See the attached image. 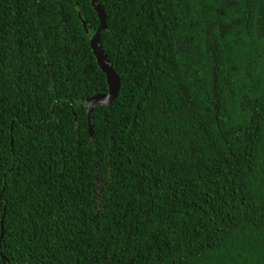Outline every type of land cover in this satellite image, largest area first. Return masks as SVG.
<instances>
[{"label": "trees", "instance_id": "16d2710c", "mask_svg": "<svg viewBox=\"0 0 264 264\" xmlns=\"http://www.w3.org/2000/svg\"><path fill=\"white\" fill-rule=\"evenodd\" d=\"M98 2L0 0V264H264V0Z\"/></svg>", "mask_w": 264, "mask_h": 264}, {"label": "water", "instance_id": "95a60500", "mask_svg": "<svg viewBox=\"0 0 264 264\" xmlns=\"http://www.w3.org/2000/svg\"><path fill=\"white\" fill-rule=\"evenodd\" d=\"M91 2L93 8L95 9V11L97 12L100 18L102 28H104L107 23V17L105 11L102 8V6L99 4L98 0H91ZM83 25L86 29L87 23L84 20H83ZM91 47L95 57L97 58V62L101 70L106 75L109 86V92L107 94L97 95L92 99H89L88 107H87L88 118H90L91 112L93 111L94 107L112 104V102L117 98L121 88L120 78L118 77V74L116 73L113 65L111 64V61L109 60L107 54L105 53L101 45V39L99 33H97L91 40ZM92 131L93 129L91 128V132Z\"/></svg>", "mask_w": 264, "mask_h": 264}]
</instances>
